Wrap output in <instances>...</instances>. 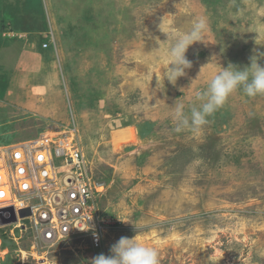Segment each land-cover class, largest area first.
<instances>
[{
  "label": "rangeland",
  "instance_id": "obj_1",
  "mask_svg": "<svg viewBox=\"0 0 264 264\" xmlns=\"http://www.w3.org/2000/svg\"><path fill=\"white\" fill-rule=\"evenodd\" d=\"M199 17L192 68L164 81L172 37ZM261 46L264 0H0V147L75 123L97 206L122 221L101 250L0 229V264H89L134 235L159 264H264V96L233 93L195 133L174 131L170 107L199 106L212 55L243 67ZM131 128L136 141L117 151L115 133Z\"/></svg>",
  "mask_w": 264,
  "mask_h": 264
},
{
  "label": "built area",
  "instance_id": "obj_2",
  "mask_svg": "<svg viewBox=\"0 0 264 264\" xmlns=\"http://www.w3.org/2000/svg\"><path fill=\"white\" fill-rule=\"evenodd\" d=\"M49 46L43 44L44 49ZM69 125L54 124L35 139L0 147V229L13 227V236L15 230L33 233L35 241L47 247L87 239L91 249L101 250L122 223L98 208L103 186L93 180L77 141V125ZM10 209L17 221L2 224L12 217ZM28 209L31 215L22 218L20 212ZM87 222L98 239L92 231L80 230ZM35 248L33 244V252Z\"/></svg>",
  "mask_w": 264,
  "mask_h": 264
},
{
  "label": "clouds",
  "instance_id": "obj_3",
  "mask_svg": "<svg viewBox=\"0 0 264 264\" xmlns=\"http://www.w3.org/2000/svg\"><path fill=\"white\" fill-rule=\"evenodd\" d=\"M207 28L206 17H199L192 22L187 31L178 32L172 37L163 57L167 65L163 71L164 81L175 85L178 79L186 76V70L192 68V61L187 58L186 53L194 44H205L203 34ZM253 53L249 57L248 65L243 67L231 62L227 67H222L216 55L209 58L208 63L201 69L215 62L219 66V71L210 79L205 89L197 92L199 106H192L186 112L185 104L180 98L170 106L176 133L186 129L194 133L199 132L208 123V117L223 107L228 98L237 91H241L249 98L264 96V63H261L264 61V52L253 49ZM80 230L92 231L94 237L98 239L94 226L88 222L86 228ZM88 262L89 264H159V254L157 249L141 243L136 235L131 238L122 236L110 247L108 255L98 254Z\"/></svg>",
  "mask_w": 264,
  "mask_h": 264
},
{
  "label": "bare ground",
  "instance_id": "obj_4",
  "mask_svg": "<svg viewBox=\"0 0 264 264\" xmlns=\"http://www.w3.org/2000/svg\"><path fill=\"white\" fill-rule=\"evenodd\" d=\"M114 135V134H113ZM135 132L131 129L120 130L115 133L114 146L118 150L123 148V145L136 141Z\"/></svg>",
  "mask_w": 264,
  "mask_h": 264
},
{
  "label": "water",
  "instance_id": "obj_5",
  "mask_svg": "<svg viewBox=\"0 0 264 264\" xmlns=\"http://www.w3.org/2000/svg\"><path fill=\"white\" fill-rule=\"evenodd\" d=\"M10 211H11L12 217L9 220L3 221L2 224L15 223L17 221V216H16V213H15L14 209H10ZM30 215H31V210L30 209L23 210V211L20 212V216L22 218L28 217Z\"/></svg>",
  "mask_w": 264,
  "mask_h": 264
},
{
  "label": "trees",
  "instance_id": "obj_6",
  "mask_svg": "<svg viewBox=\"0 0 264 264\" xmlns=\"http://www.w3.org/2000/svg\"><path fill=\"white\" fill-rule=\"evenodd\" d=\"M3 24V23H2ZM4 26V28H6V26L5 25H3ZM43 26V25H42ZM3 28V27H2ZM5 31H8L7 29H4ZM38 30H40V29H38ZM44 44V43H43ZM43 46V45H42Z\"/></svg>",
  "mask_w": 264,
  "mask_h": 264
},
{
  "label": "crops",
  "instance_id": "obj_7",
  "mask_svg": "<svg viewBox=\"0 0 264 264\" xmlns=\"http://www.w3.org/2000/svg\"><path fill=\"white\" fill-rule=\"evenodd\" d=\"M42 49H44L43 46H42Z\"/></svg>",
  "mask_w": 264,
  "mask_h": 264
}]
</instances>
